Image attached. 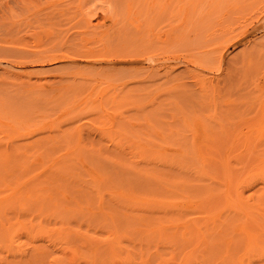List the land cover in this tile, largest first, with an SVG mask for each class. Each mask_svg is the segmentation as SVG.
Masks as SVG:
<instances>
[{
  "label": "rangeland",
  "instance_id": "obj_1",
  "mask_svg": "<svg viewBox=\"0 0 264 264\" xmlns=\"http://www.w3.org/2000/svg\"><path fill=\"white\" fill-rule=\"evenodd\" d=\"M263 169L264 0H0V264H264Z\"/></svg>",
  "mask_w": 264,
  "mask_h": 264
},
{
  "label": "bare ground",
  "instance_id": "obj_2",
  "mask_svg": "<svg viewBox=\"0 0 264 264\" xmlns=\"http://www.w3.org/2000/svg\"><path fill=\"white\" fill-rule=\"evenodd\" d=\"M223 49H224V48H223ZM52 55H53V54H52ZM55 56H56V55L53 56V59L57 58V57H55ZM60 56H63V57L65 56V57H67L66 55H60ZM220 57H221V56H220ZM50 59H51V58H50ZM53 59H52V61H54ZM58 59H59V56H58ZM58 59H57V60H58ZM12 66H13V65H12ZM217 68H219V67L217 66ZM15 70H16V69H15ZM11 71H12V70H11ZM13 72H14V71H13ZM22 72H23V71H22ZM14 74H15V73H14ZM16 74H17V73H16ZM17 76H18V75H17ZM202 79H203V78H202ZM103 91H104V90H103ZM105 91H106V90H105ZM262 114H263V113H262ZM261 119H262V118H261ZM262 125H263V124H262ZM262 128H263V127H262ZM263 170H264V169H263ZM263 170H262V171H263ZM260 172H261V171H260ZM172 203H173V202H172ZM176 203H177V202H176ZM178 203H179V202H178ZM178 205H179V204H178ZM182 205H183V204H182ZM182 205H181V207H182ZM178 208H179V207H178ZM113 251H114V250H113ZM76 254H77V253H76ZM75 257H76V256H75ZM183 263H184V262H183Z\"/></svg>",
  "mask_w": 264,
  "mask_h": 264
}]
</instances>
